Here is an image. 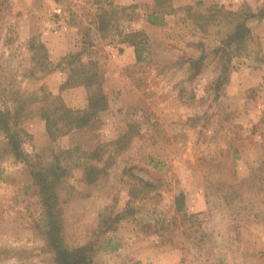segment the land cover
Returning <instances> with one entry per match:
<instances>
[{
	"label": "rangeland",
	"instance_id": "rangeland-1",
	"mask_svg": "<svg viewBox=\"0 0 264 264\" xmlns=\"http://www.w3.org/2000/svg\"><path fill=\"white\" fill-rule=\"evenodd\" d=\"M101 94L86 126L49 137L39 108ZM0 112L27 157L0 131V264H55L29 162L70 149L61 234L94 264H264V0H0Z\"/></svg>",
	"mask_w": 264,
	"mask_h": 264
},
{
	"label": "trees",
	"instance_id": "trees-1",
	"mask_svg": "<svg viewBox=\"0 0 264 264\" xmlns=\"http://www.w3.org/2000/svg\"><path fill=\"white\" fill-rule=\"evenodd\" d=\"M159 4L164 0H156ZM102 15L106 13L103 11ZM149 22L156 24V15L153 13L149 16ZM249 28L243 23L235 27L233 34L228 36L224 43L222 50V56L227 54V47L243 42L249 35ZM33 43V42H32ZM31 43V44H32ZM240 45V44H239ZM33 47L44 49L43 45H37ZM136 50V48H134ZM204 55L201 54L196 60H191V66L198 69L201 65ZM39 64L46 66L49 64L46 60V51L44 49L43 54L39 58ZM98 74L93 72L85 77V81L91 85L95 84V78ZM226 78H222L221 81L217 80L219 85L225 82ZM54 105L42 106L39 108L40 117L45 120V126L47 133L51 139H55L65 132L86 126L92 119L96 111L102 110L105 104L101 107V101H105V96L101 94L95 100H88V106L84 110H73L67 107L59 97H53ZM16 128H12L11 118L9 112H0V131L5 133L7 139V145L13 156L17 159H26L21 145L18 139V131ZM75 149L52 152V159L47 164H32L29 162L31 176L34 184L38 186L41 204L44 209L45 218V231L44 237L47 247L53 252V260L55 264H94V254L96 252V246L93 243H87L77 247L69 248L63 242L62 237V222H61V208H60V187L64 183L65 178L68 176L70 170L73 168L69 161L74 160V156L71 154ZM76 167V166H74ZM103 173V169L95 165L86 163L84 164V180L87 183H93L97 180L100 174ZM141 185L142 192L155 189V186L151 182L137 179ZM144 189V191H143ZM179 206L183 207V195L177 198ZM124 216L123 213L118 217Z\"/></svg>",
	"mask_w": 264,
	"mask_h": 264
}]
</instances>
